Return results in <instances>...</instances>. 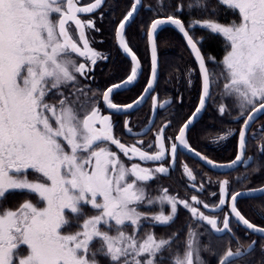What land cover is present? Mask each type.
Returning a JSON list of instances; mask_svg holds the SVG:
<instances>
[{
  "label": "snow or ice",
  "instance_id": "6c2138e0",
  "mask_svg": "<svg viewBox=\"0 0 264 264\" xmlns=\"http://www.w3.org/2000/svg\"><path fill=\"white\" fill-rule=\"evenodd\" d=\"M102 2L93 0L81 5L80 0H0V264H100L98 257L108 264H161L165 259L162 253L168 250L171 254L176 234L156 239L154 233L148 232L141 238L140 229L145 221L170 225L178 203L215 233H231L230 217H234L253 233L264 235V228L250 223L237 208L238 198L247 195L244 192L231 195L230 212L225 214L222 227H218L217 219L199 212L198 207L168 195L167 189L149 198L147 182L156 174L167 175L169 168L141 167L125 162L123 157L128 162L162 161L166 154L164 129L156 134L155 145H148L149 149L157 148L155 153L144 150L143 141L126 146L114 136L110 115H101L95 104L89 110L88 103L93 98L87 97L84 89L65 94V89L78 84V76L87 78L91 66L100 58L86 35L87 30L95 29L94 21H84L79 16L93 13ZM217 4L238 19L227 25L212 18L194 20L186 28L175 15H168L154 20L147 35L153 43L159 26L170 23L186 39L199 66L202 85L193 117L204 108L210 88L221 82L222 100H234L240 110L239 118L247 113L239 132L237 156L228 165L231 167L242 161L254 113L264 112V0H217ZM139 5L140 0H135L116 28L119 45L131 56L133 66L122 84L103 92L105 105L115 112H120L121 106L112 103L111 94L137 77L139 64L123 33ZM188 7L190 11H208L207 0H195ZM177 11L182 12L183 7L178 6ZM216 11L213 8L212 15ZM197 27L224 38L226 52L222 60L217 63L214 57L208 58L215 65L214 70H209L198 47L202 38L197 40L190 34ZM76 58L85 62L77 63ZM157 70L153 44L152 79ZM151 88L150 79L145 92ZM81 96L85 97L84 102ZM133 107L134 104L123 106ZM226 110V104L221 103L219 112L224 114ZM191 122L190 118L176 136V141L189 151L185 131ZM125 128L132 133L127 122ZM113 145L123 157L113 150ZM176 152L177 144L172 143L173 157ZM196 155L200 157L199 153ZM206 162L216 166L211 160ZM184 172L194 179L187 167ZM227 184L228 181L220 183L221 199L216 207L228 203L224 198ZM14 193L27 199L16 208L5 207L8 196ZM191 199L195 205L202 203L196 196ZM157 204L161 211L151 216L139 211L141 206ZM164 204L170 206L167 215ZM86 208L95 214L86 215ZM204 208L209 205L204 204ZM73 228L75 231H70ZM128 228L132 231H126ZM198 244L197 234L190 228L183 254L178 246L171 255V264H204ZM254 251L255 241L249 248V252ZM247 254L239 248L233 252L229 247L218 264H234Z\"/></svg>",
  "mask_w": 264,
  "mask_h": 264
},
{
  "label": "flooded vegetation",
  "instance_id": "af4514ba",
  "mask_svg": "<svg viewBox=\"0 0 264 264\" xmlns=\"http://www.w3.org/2000/svg\"><path fill=\"white\" fill-rule=\"evenodd\" d=\"M92 2L93 0H80L81 5H87ZM141 2L142 4L139 11L137 12L132 23L126 28L124 32V38L126 41L127 30L135 22L142 9H150L153 16L152 18H148L150 19L149 21L145 22L147 23L146 27L144 29H140L141 36L144 37L147 47V31L151 21L157 17L165 15H159L155 11L153 12V7L151 8L150 6L146 5L143 0H141ZM131 5L132 0H103L101 7L95 10L93 13L81 14L79 16V18L84 21L89 19L94 21L95 29H98V31L95 29L87 30L86 35L90 41V46L92 49L100 53V58L97 59V62L94 66H91L92 70L87 73V78L80 76L77 77L78 80H81V83L78 82L80 86L77 84L65 89V94L68 95L69 93H72L76 88L84 89L86 96L93 98L92 101L88 103L89 110L93 104H95L99 107L101 115H110L113 124L114 136L126 146L137 144V141H143L142 148L149 151L150 153H155L157 148L153 146L151 149H149L148 145H155L156 134L159 133L163 128L166 154L162 161L143 162L139 161L138 159H134L133 161L128 162L127 157H123V153H119V149H117L114 145L112 148L114 151H117L121 157H123L125 162L129 164L138 163L141 165V167L150 169H155L161 165L169 168V173L167 175L156 174L151 181L147 182L146 191L149 195V198L157 197L161 194V190L167 189L168 195L176 197L178 201H185L195 207H198L199 212H203L205 215L217 219L218 227H222L225 214L230 212L229 204L231 195L240 190L252 189L262 185L253 186V182H247L249 181L248 178L250 177L249 170L252 169L254 161L258 159L263 153L261 148L264 147V138L260 137V139H258V137L261 135V126L254 130V125L262 116H260L251 125L247 132L245 152L240 165L232 171L219 173L208 169L198 160L191 157L185 151V148L180 145L179 141H176V136L179 134V129L193 113L199 101L201 83L196 65L195 68L186 66L185 69H182L177 75L176 81L174 74H167L165 83L159 82L161 71L160 66H158L157 82L140 106L129 112H115L114 110L108 109L102 99L103 92L110 85L115 84L127 77L131 69L130 61L118 50L115 39L116 26L129 11ZM159 32L156 35L158 61L160 60L157 44V36ZM133 52L138 58L142 68L139 79L130 88L115 92L110 97L112 103H115L121 107L134 102L140 96L145 88L149 76L150 60L148 47L147 66L135 53V51ZM188 54L190 55L189 51ZM202 55L205 56L203 53ZM76 60L77 63L85 62L83 58H76ZM115 61H119L124 64L126 63V67L128 65L129 70L126 72V74L123 75L124 71H122V73L118 75V71H112V65L115 63ZM207 67L209 70H212L213 68L208 64ZM142 79H144V81L141 83ZM196 79L199 80L198 91L195 87ZM214 86L210 88L211 95L208 98L202 115L186 131L185 140L192 150L202 154L209 160L217 163H225L233 160L236 156L239 128L247 113L243 118H239V114L226 117L225 113H216V118L214 119L212 117V121L205 124L203 130L199 132L202 134L195 138L193 133L196 132V129L202 126L204 122H206L210 117L209 114H205L207 108L211 104H213L211 106L218 105L217 107L219 111L222 98L221 95L218 98L216 96H212V92L216 87ZM220 92L221 91H218V93ZM154 97L156 98L155 102L153 100ZM73 99H75V97H73ZM81 101L84 102L85 98L81 99ZM161 105L163 106L161 107ZM153 110L155 113L152 119L153 121L150 123L149 127L146 128L151 119ZM126 122L128 124V128L132 129L131 134L125 128ZM223 123L225 128L221 127V124ZM165 125H167L166 128L164 127ZM237 125L238 129L236 128ZM221 136H226V138L220 139ZM172 143L177 144V152L175 157H173L171 153ZM227 152L228 154H226ZM249 157H251V159H248ZM185 167H187L189 172H191L194 179L189 178V176L184 172ZM29 178L31 179V176H29ZM222 181H228L226 186L228 194L224 197L228 203L223 206L216 207L219 204V200L221 199L219 189L220 183ZM213 193H215V195H213ZM193 196H196L202 203L195 205L191 199ZM259 197L238 198L236 205L241 214L250 223L259 227H263L260 225V223L254 221L253 217L250 215V213L253 212V206L249 200ZM204 204H208L209 208H204ZM244 205H247L249 208H244ZM213 208H215L214 212L211 211ZM139 211L151 216L152 214L160 212L161 208L157 205L148 207L141 206ZM163 212L166 215L169 214L170 206L168 204L163 205ZM230 221V227L232 229L231 233H215L214 230L211 229L210 225H207L202 221H196L192 217L190 211L185 209L182 204L178 203L177 214L174 218V221L171 222L170 225H154L148 221H145L143 222V227L140 229V237L143 236V233L148 232L154 233L156 239H167L172 237L173 234H176L175 239L178 240V244H172L171 248L174 249L172 254L175 253L178 246L179 251L181 254H183L184 244L188 238L189 229L191 228L197 234L200 257L204 264H218L220 257L229 247H231L233 252L237 251L238 248L241 251L248 252V254L243 258L236 260L234 264H251L252 252H249L250 245L253 241H255L256 249L258 241L264 240V238L247 231L234 219V217H230ZM160 230L161 232H159ZM166 258L167 257H165V259ZM169 261L171 262V257H169Z\"/></svg>",
  "mask_w": 264,
  "mask_h": 264
},
{
  "label": "trees",
  "instance_id": "16d2710c",
  "mask_svg": "<svg viewBox=\"0 0 264 264\" xmlns=\"http://www.w3.org/2000/svg\"><path fill=\"white\" fill-rule=\"evenodd\" d=\"M143 2L153 7L156 13L159 15H175L177 18L181 19L182 22L185 24L186 28L188 24L191 21L194 20H204L207 18H212L217 20L219 23L227 25L230 24L234 19H238L237 16H235L231 11H227L226 8L222 5L217 4V0H207L208 4V11L204 12L199 9L195 10H189L188 5L190 3H195V0H143ZM178 6L183 7L182 12H178L177 8ZM216 8V14L212 15V9ZM152 11L144 10L139 13L137 16V19L135 22L129 27V29L126 32V41L127 44L130 46V48L135 51V53L142 59V61L148 65V53H147V47L144 37L141 36L140 29H144L146 27L145 22L149 21L152 18L153 14ZM194 39L199 40L202 38V43L198 44V47L200 48L201 52L205 55V60L207 61V64L212 66V70L215 69V65H213L211 62L208 61L209 57H214L215 61H218L222 58L225 50V42L224 38L218 34H210L208 31L201 30L200 28H196L194 32L190 33ZM157 44H158V50H159V66H160V79L159 82L165 83L167 74H174L175 81L177 80V75L181 72L182 69H185L186 66H191L195 68V64L191 56L188 54L187 48L180 37V35L172 28L165 27L163 28L158 36H157ZM140 55H139V54ZM129 70V67L126 63H122L119 61H115V63L112 65V71H118V75H120L123 72V75L126 74V72ZM198 78V77H197ZM110 80V79H109ZM112 80V79H111ZM144 81V79L141 80V83ZM140 83V82H139ZM196 89L198 91L199 87V80L196 79ZM223 82L220 83L219 86H214L215 90L212 92V96H216L217 98L220 97V93L218 91L222 90ZM220 103L226 104L227 110L225 111L226 117H230L231 115H237L240 113V110L235 107L234 100L232 98L224 99ZM213 105V104H211ZM209 106L207 108V111L205 114H209V118L206 122L200 127H198L196 132L193 133V136L197 138L202 133H199L203 130L205 124L212 121V119L216 118V113H219L218 111V105ZM250 110V109H249ZM213 117V118H212ZM258 126L254 128L256 130L259 126H261V129L264 128V115L258 120L257 122ZM223 128H225L224 123L221 124ZM238 129V125L236 127ZM258 134V133H257ZM264 138V133H261V135L258 137V139ZM264 141V140H263ZM255 143V141H254ZM257 150V149H256ZM255 150V151H256ZM228 154V152L226 153ZM250 177L248 178L249 181L247 182H253V186H259L264 183V151L262 155L256 159L253 163L252 169L249 170ZM18 195H21L20 193H14L10 194L8 196V199L10 197L16 199L19 198ZM24 197V195L22 194ZM25 198V197H24ZM7 199V200H8ZM23 199H17L15 201V204H19L20 201ZM7 202V201H6ZM251 202V205L253 206V212L250 213V215L253 217L254 221L260 223L264 227V196L255 198L252 200H249ZM244 208H249L247 205H244ZM92 210L90 208L85 209L86 215L92 214ZM74 229V228H73ZM158 231V230H157ZM161 232V230L159 231ZM174 245L178 244V240H174ZM174 251L173 248H171V254ZM171 254L168 250H165L162 255L164 257H167L164 259L161 264H171L169 261V257H171ZM169 261V262H168ZM251 264H264V240L258 241V245L256 246V249L254 252H252V262Z\"/></svg>",
  "mask_w": 264,
  "mask_h": 264
},
{
  "label": "water",
  "instance_id": "95a60500",
  "mask_svg": "<svg viewBox=\"0 0 264 264\" xmlns=\"http://www.w3.org/2000/svg\"><path fill=\"white\" fill-rule=\"evenodd\" d=\"M134 2H135V0H132V4H133ZM141 4H142V2H141V0H140V5H139V7H138V10L134 13L133 18H131L128 22H126V28L132 23L133 19L135 18L137 12L139 11V9H140V7H141ZM131 8H132V5H131V7H130L129 10H131ZM126 14H127V13H126ZM126 14H125V15H126ZM165 17H167V16H161V17H157V18L153 19V20L151 21L149 27H148V30H149V28H150V26H151V24H152V22H153L154 20H156V19H160V18H165ZM123 19H124V17H123L121 20H123ZM121 20H120L119 23L117 24L116 28L119 26ZM165 27H170V28L174 29V30L180 35V37L182 38V40H183V42H184V44H185L187 50L189 51L190 55L192 56V58H193V60H194V62H195V65H196V67H197V69H198V73H199V76H200L199 66H198L197 62L195 61L194 56L191 54V49L187 46L186 39L184 38V36H183V35H182V34H181V33H180V32H179V31H178L173 25H171L170 23H169V24L161 25V26H159V28L157 29V31H156V32L154 33V35H153V43H150V42H149L148 35H147V47H148V52H149L150 70H149V76H148V80H147V83H146V85H145L144 90L142 91V93L140 94V96L134 101V102L139 101V103H134V102L130 103V104H134V107L131 108V109H124L123 106H122L120 112H129V111L133 110L134 108L140 106V105L144 102V100L146 99V97L148 96V94H149V93L152 91V89L154 88V86H155V84H156V82H157V78H158V70H157V74H156L155 79H152V72H151V69H152V47H153V44H154V46H155V48H156L157 64H158V66H159L158 52H157V46H156V35H157V33H158L161 29H163V28H165ZM125 30H126V29H125ZM124 32H125V31H124ZM115 33H116V30H115ZM147 33H148V31H147ZM115 39H116V45H117L118 50L122 53V55H123L124 57H126V58L130 61V63H131V68H132V66H133V61H132V59H131V56L128 55V53L125 52V51L123 50V48L120 47L119 42H118V40H117V38H116V34H115ZM123 39L125 40V38H124V33H123ZM125 42H126V41H125ZM126 44H127V43H126ZM128 47H129V46H128ZM129 49H130V48H129ZM130 51L132 52L133 55H135L134 52H133L131 49H130ZM135 56H136V55H135ZM136 58H137V57H136ZM137 61H138L139 67L137 68V77H136V79H135L133 82H131V83H129V84H124L123 87L114 90L113 93L118 92V91H122V90H126V89L130 88L131 86H133V85L137 82V80H138L139 77H140L141 70H142V68H141V64H140L138 58H137ZM130 74H131V69H130V72H129L128 75H130ZM128 75H127V76H128ZM126 78H127V77H125L123 80H121V81H119V82H117V83H115V84H112V85L122 84V83L126 80ZM150 79L152 80V88H151V90H150L148 93H146V92H145V89L148 87V83H149V80H150ZM200 83H201V77H200ZM112 85H110L108 88H110ZM201 87H202V85H201ZM108 88H107V89H108ZM107 89H105V91H106ZM113 93H112V94H113ZM112 94H111V95H112ZM200 95H201V89H200ZM110 97H111V96H110ZM141 98H143V99H141ZM102 99H103V98H102ZM199 101H200V97H199ZM199 101H198V104H197L196 108L199 106ZM207 101H208V99H207ZM207 101H206V104H207ZM206 104H205L204 108L201 110V112L198 113L195 117H193V113L195 112V110H194L193 113L190 115V117H189V118L186 120V122L183 124V125H185L186 123H188L189 119L191 118V121H192V122H191L190 124H188V127H187L186 131H187V130H188V129L194 124V122H195V121H196V120L202 115V113H203V111H204V109H205V107H206ZM196 108H195V109H196ZM154 114H155V113H154V110H153V111H152V114H151V119H150L148 125L146 126V128H148L149 125H150V123L153 121L152 119H153ZM263 114H264V112L254 113L255 119L251 122L250 127H251V125H252V124H253V123H254V122H255L260 116H262ZM246 118H247V114H246V116H245L244 119H246ZM243 123H244V120H243V122H242L241 125H240L239 132H240L241 127L243 126ZM183 125H182V126H183ZM250 127H249V128H250ZM249 128H248V130H249ZM248 130H247V132H248ZM186 131H185V134H186ZM246 136H247V133H246ZM238 144H239V134H238ZM238 144H237V153H238ZM190 149H191V148H190ZM185 151H186L191 157H193L194 159L198 160V161H199L200 163H202L205 167H207L208 169H210V170H212V171H214V172L226 173V172H229V171H232V170L236 169V168L240 165V163H241V162H239V163H237V164H235V165L229 167L228 165H229L233 160H235V158H234L233 160H231V161H229V162H225V163H217V162H214V164H215L216 166L213 167L212 165H209V164L206 162V160H209L208 158H206V160L200 158V157H205V156H203L202 154L199 153V154H200V157H198V156L196 155V153H198V152H196V151H194V150H192V149H191V151L185 149ZM244 152H245V149H244V151H243V156H244ZM237 153H236V156H237ZM236 156H235V157H236ZM243 156H242V158H243ZM260 189H264V184H262L261 186L256 187V188L240 190V191H238V192H244V193H247V195L240 196L239 198H247V197H259V196H263V195H264V192L259 191ZM230 203H231V200H230ZM229 205H230V204H229ZM229 210H230V207H229ZM234 219H235V218H234ZM235 220H236V219H235ZM236 221H237V220H236ZM237 222H238V221H237ZM238 223H239V222H238ZM239 224H240L243 228H245L247 231L251 232L252 234L264 238V235H262L261 233H259V232H255V233H253L251 230L247 229L243 224H241V223H239ZM257 227H259V226H257ZM261 228H263V227H261Z\"/></svg>",
  "mask_w": 264,
  "mask_h": 264
},
{
  "label": "rangeland",
  "instance_id": "374dc122",
  "mask_svg": "<svg viewBox=\"0 0 264 264\" xmlns=\"http://www.w3.org/2000/svg\"><path fill=\"white\" fill-rule=\"evenodd\" d=\"M154 11H157V10L154 9ZM224 55H225V53H224ZM224 55L222 56V58L224 57ZM222 58H221L220 60L216 61V62L219 63V62L222 60ZM78 82L81 83V80H78ZM79 83H78V85H79ZM79 86H80V85H79ZM84 98H85L84 96H81V99H84ZM88 106H89V105H88ZM254 126L256 127V126H258V124L256 123ZM260 133H264V131H260ZM31 178H32V177H31ZM20 194H21V193H20ZM18 196H19V198H16V199L10 197V198L7 200V202L5 203V207L16 208V207H18L21 203H23L25 199H27V197H26L25 195H24L25 198L22 196V194H21V195H18ZM17 199H23V200H21L20 203L16 205V204H15V201H16ZM32 199H33V201H35V197H33ZM157 206H159V207L161 208V206H160L159 204H157ZM93 214H95V213L92 212V214H90V215H93ZM90 215H89V216H90ZM70 231H75V229H70ZM126 231L131 232L132 229H131V228H128V229H126ZM144 234H145V233H143V236H144ZM143 236H142V237H143ZM142 237H141V238H142ZM94 247H96V246L94 245ZM98 259H100V264H108V261L105 260V259H103L102 257H98Z\"/></svg>",
  "mask_w": 264,
  "mask_h": 264
}]
</instances>
